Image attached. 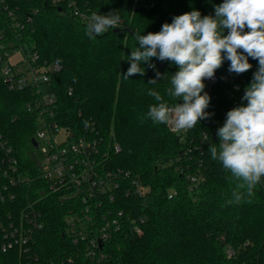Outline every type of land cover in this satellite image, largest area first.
<instances>
[{"label":"trees","instance_id":"16d2710c","mask_svg":"<svg viewBox=\"0 0 264 264\" xmlns=\"http://www.w3.org/2000/svg\"><path fill=\"white\" fill-rule=\"evenodd\" d=\"M222 2L13 3L31 16L30 21H25L30 45L42 58L62 64L61 72L54 77L59 121L74 133L95 137L103 149L119 144V151L110 150L108 166L121 167L138 176L146 187L141 197L122 195L119 202L113 203L138 222H144L140 233L133 230L132 221L114 233L103 247L109 256L104 264H264V178L252 197L245 195L240 204H229L236 182L208 152L210 143H219L216 132L225 122L226 113L246 104L242 100L243 88L251 82L258 61L249 58L252 68L237 75L228 71L230 62L225 60L216 71L218 82L210 91L205 86L211 97L207 111L212 115L184 133H175L165 124L142 121L149 106L156 103L147 95L148 90L160 92L169 105L177 102L166 94L170 75L178 70L175 65L154 57L150 61L154 69L142 62L146 70L143 76L123 78L130 67L131 50L138 47L135 33L158 32L174 16L192 10L200 11L202 16L214 15V7ZM76 10L88 16L92 12L106 15L116 11L122 22L119 28L89 39L85 34L87 20ZM157 71L162 74L157 84H148ZM26 98V92L11 91L0 79V137L11 145L20 173L33 178L29 184L9 187L17 198L7 195L0 201V264H95L82 253L84 244H74L69 239L66 216L72 213L71 205L61 202L56 193L35 178L36 148L31 140L37 117L27 111ZM205 132L208 141H204ZM36 198L39 199L34 206L40 210L44 225L34 231V243L14 245L4 251V235L9 229L3 227L27 206L28 199ZM228 248L234 251L232 257L227 254Z\"/></svg>","mask_w":264,"mask_h":264},{"label":"clouds","instance_id":"9594fccd","mask_svg":"<svg viewBox=\"0 0 264 264\" xmlns=\"http://www.w3.org/2000/svg\"><path fill=\"white\" fill-rule=\"evenodd\" d=\"M86 20L89 39L119 28L122 22L116 11L106 15L92 12ZM135 39L138 47L131 50L124 79L143 76L146 70L142 62L154 69L150 63L154 57L178 69L170 75L166 90L177 102L169 105L160 92L148 90L147 95L156 103L149 106L142 121L171 126L177 133L193 129L212 115L207 111L211 97L205 91V80L213 79L225 60L230 62L228 71L237 75L252 68L249 58L258 61L242 97L246 104L226 113L225 122L216 132L219 143H210L208 149L211 158L236 182L227 203L238 205L245 195L252 197L264 178V0H223L214 7V15L202 16L192 10L174 16L158 32L135 33ZM161 76L157 71L148 84H157ZM208 140L205 133L204 141Z\"/></svg>","mask_w":264,"mask_h":264},{"label":"built area","instance_id":"2783aa9c","mask_svg":"<svg viewBox=\"0 0 264 264\" xmlns=\"http://www.w3.org/2000/svg\"><path fill=\"white\" fill-rule=\"evenodd\" d=\"M15 1L0 0V79L9 90L26 92L25 107L37 117L33 138L37 142L35 148L40 157L35 156V178L43 181L61 202L71 205L72 213L66 216L69 239L74 244H84L82 253L86 258L95 264H104L109 256L103 247L112 240L114 233L131 221L133 230L140 233L141 223L144 222V219L138 222L127 215L124 208L114 206L113 203L119 202L122 195L141 197L145 194L146 187L138 176L131 175L121 167L108 166L110 150L119 151V144L114 143L111 149H103L95 137L83 132L74 133L59 121V101L54 77L61 72L62 64L57 60L42 58L38 50L30 45L25 32V21H30L31 16L24 9L15 7ZM75 13L83 20L88 17L87 13L77 10ZM26 44L29 45V51L24 46ZM19 49L26 50V57L12 64L9 57ZM218 80L217 73L213 79L205 80L207 90L210 91ZM236 87L239 89L240 85ZM168 127L173 131L171 126ZM0 152V201H4L7 195L15 199L18 195L9 190V187L29 184L33 178L20 173L13 149L2 137ZM38 199H28L27 206L21 208L17 216L9 218V224L3 227L5 230L9 229L4 235V251L14 245L34 243V231L44 225L40 210L34 206ZM77 213L81 226H78V220L67 219ZM227 254L232 257L234 251L228 248ZM117 264L126 263L119 261Z\"/></svg>","mask_w":264,"mask_h":264},{"label":"rangeland","instance_id":"374dc122","mask_svg":"<svg viewBox=\"0 0 264 264\" xmlns=\"http://www.w3.org/2000/svg\"><path fill=\"white\" fill-rule=\"evenodd\" d=\"M24 46H26V50L29 51V45L26 44ZM26 50L24 51V50L19 49L16 53L10 55L9 61L13 64V63H16L17 61H19L20 59H24L26 57V54H27ZM60 138H61V136H60ZM35 156L40 157V153L37 149H35ZM67 219L70 221H72V220H78L79 221L80 216L77 213V214L68 216ZM81 225H82V222L79 221L78 226H81Z\"/></svg>","mask_w":264,"mask_h":264},{"label":"water","instance_id":"95a60500","mask_svg":"<svg viewBox=\"0 0 264 264\" xmlns=\"http://www.w3.org/2000/svg\"><path fill=\"white\" fill-rule=\"evenodd\" d=\"M31 142H32L34 147H37V142H36L35 138H32Z\"/></svg>","mask_w":264,"mask_h":264}]
</instances>
